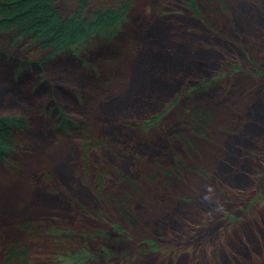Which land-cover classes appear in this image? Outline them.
<instances>
[{
	"label": "rangeland",
	"instance_id": "374dc122",
	"mask_svg": "<svg viewBox=\"0 0 264 264\" xmlns=\"http://www.w3.org/2000/svg\"><path fill=\"white\" fill-rule=\"evenodd\" d=\"M195 1L196 8L185 0H136L114 40H94L76 48L78 57L71 53L39 70L20 71L19 62L0 60V115L28 121L8 161L0 160V248L23 236L19 223L37 220L118 239L109 246L113 255L95 264H264V19L258 2L225 0L226 9L219 4L224 0ZM13 53L23 57L21 49ZM36 72L45 77L40 87ZM207 79L214 82L198 100L244 103L260 120L256 135L227 142L235 151L220 160L213 154L209 177L188 173L165 187L161 173L151 190L171 212L165 218L145 210L130 229L103 218L85 177L87 162L135 179L150 173L156 159L172 163L180 144L171 136L182 119L168 105ZM142 97L159 101L141 109ZM57 106L84 130L58 128L57 113L50 111ZM159 113L156 123L137 125ZM101 246L91 243L97 253ZM77 250L69 239H52L29 261L72 264Z\"/></svg>",
	"mask_w": 264,
	"mask_h": 264
},
{
	"label": "trees",
	"instance_id": "16d2710c",
	"mask_svg": "<svg viewBox=\"0 0 264 264\" xmlns=\"http://www.w3.org/2000/svg\"><path fill=\"white\" fill-rule=\"evenodd\" d=\"M247 1L258 2L261 12L259 19H264V0ZM185 2L192 8L195 7V0ZM135 3L136 0H0V60L12 64L19 62L20 71H35L39 70V65L44 62L60 57L71 58V53L78 57L76 48L86 46L97 39L109 42L118 37L128 24ZM226 3L225 1L219 4H224L227 9ZM206 20L207 23L210 22L209 19ZM243 46L246 48L248 44ZM16 49H21L23 57L14 55L13 51ZM225 68V71L231 69ZM237 68L232 69L238 70ZM225 71L217 73L215 77L223 76ZM36 73L39 75L40 87L45 77ZM260 74L264 75V71ZM213 79L197 83L175 97L168 105L170 109L175 108L182 119V123L171 136L173 142L177 140L180 144V153L174 155L172 163L166 161L164 166L156 159L149 165L150 173H144L135 179L119 170L106 167L101 162H87L85 177L87 182L95 187L103 218L111 222L117 220L129 229L139 224L140 216L145 210H159V216L165 218L171 212L166 210L164 199L157 194L159 191L151 190L152 183L158 181L161 173L166 178L165 187L182 182L188 173L209 177L211 175L206 166L214 163L213 154L218 155L217 160H220L219 157L223 153L226 155L230 149L235 151L234 146L229 147L227 142L235 140L236 144L246 143L251 136L256 135L260 120L253 118L258 115H255L252 109L244 108V103L236 106L224 100L212 103L198 100L196 95L206 90L215 81ZM158 86L161 85L158 84L156 89ZM157 100L158 97H151L150 100L142 97L138 102L141 105L139 108L142 109L146 102L152 104ZM181 102L186 103V107H181ZM50 111L52 115L57 113L58 128L70 133L84 130L80 122L64 115L60 107H54ZM159 115L160 113L137 125L143 127L156 123ZM26 126L28 121L25 118L0 115L1 161H8L19 140L16 134ZM172 141L169 142L173 143ZM205 150L208 152L207 156ZM116 153L120 155L121 150H116ZM206 158L209 161H206ZM221 164H228V161L222 160ZM216 165L210 166L212 172L217 171ZM177 220L175 216L172 217L173 222L176 223ZM119 222L118 229H121ZM18 226L23 236L7 242L0 248V264H30V256L37 248L58 238L69 239L78 249L73 252L76 260L72 264H95L94 260H104L113 255L109 246L118 240L103 231L91 233L60 223L25 220ZM93 240L102 244L100 249H97L101 250L99 253L91 248ZM157 247L156 242H151L152 249Z\"/></svg>",
	"mask_w": 264,
	"mask_h": 264
}]
</instances>
